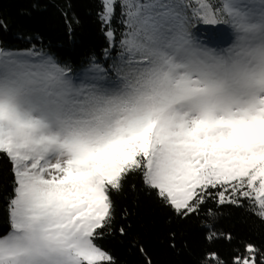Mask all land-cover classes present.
<instances>
[{
  "label": "snow or ice",
  "instance_id": "obj_1",
  "mask_svg": "<svg viewBox=\"0 0 264 264\" xmlns=\"http://www.w3.org/2000/svg\"><path fill=\"white\" fill-rule=\"evenodd\" d=\"M99 5L103 64L74 71L35 44L0 42V158L13 177L0 264H116L98 241L126 235L113 194L131 176L178 220L213 200L248 201L264 221V0ZM204 228L198 264H264L252 243L225 260L211 245L232 234L214 217Z\"/></svg>",
  "mask_w": 264,
  "mask_h": 264
},
{
  "label": "trees",
  "instance_id": "obj_2",
  "mask_svg": "<svg viewBox=\"0 0 264 264\" xmlns=\"http://www.w3.org/2000/svg\"><path fill=\"white\" fill-rule=\"evenodd\" d=\"M99 7V0H0V14L8 24V30L0 32V42L12 49H27L35 44L74 71H79L93 57L103 64L108 44L98 23ZM66 20L72 25L71 36ZM113 28L118 33L121 30L118 18L113 21ZM114 56L115 53H110L107 63ZM12 181L11 165L0 158V234L9 228L7 198ZM133 184L135 190L131 188ZM113 199L117 213L115 227H125L126 235L120 236L116 231L98 243L113 255L116 264H145L141 247L152 264H198L210 247L204 224L213 217L216 231L231 233L233 237L230 243L220 239L211 245L225 260H230L234 248L243 250L245 243L264 249V221L249 210L248 201L237 207L220 206L209 200L198 215L182 221L154 194L145 193L138 176L129 177L124 190L114 193ZM172 233L175 247L171 246Z\"/></svg>",
  "mask_w": 264,
  "mask_h": 264
}]
</instances>
